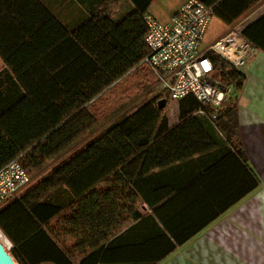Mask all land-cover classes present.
Here are the masks:
<instances>
[{"label":"trees","instance_id":"16d2710c","mask_svg":"<svg viewBox=\"0 0 264 264\" xmlns=\"http://www.w3.org/2000/svg\"><path fill=\"white\" fill-rule=\"evenodd\" d=\"M77 1L87 11L86 17L69 28L40 0H0V58L4 64L0 69V168L17 159L29 176L46 169L0 207V230L10 241L8 251L17 264H29L17 244L40 236L49 245V259L71 264L43 224L113 175H119L148 204V148L160 138H169L167 102L159 108L156 95L119 113L89 136L97 127L92 102L105 91L134 74L139 76L137 94L155 83L154 74L142 61L148 54L143 14L151 0H130L133 8L119 19H114L119 0ZM203 1L225 24L262 2ZM237 29L264 51V13L253 15ZM211 58L216 78L231 86L230 92L214 118L211 108L193 95L179 99L177 117L182 123L177 129L193 121L210 124L245 159L238 134L236 91L245 74L219 55ZM201 107L205 115L196 116ZM179 132L187 140L185 131ZM140 217L135 209L132 218ZM2 238L0 233L4 243ZM114 241L104 245V258ZM101 253L102 247L78 264L91 259L95 264Z\"/></svg>","mask_w":264,"mask_h":264},{"label":"crops","instance_id":"0c3cea01","mask_svg":"<svg viewBox=\"0 0 264 264\" xmlns=\"http://www.w3.org/2000/svg\"><path fill=\"white\" fill-rule=\"evenodd\" d=\"M40 1L69 28L86 17L77 0ZM183 2L151 0L147 12L168 21ZM259 4L255 15L264 13ZM132 8L130 0H119L114 19ZM244 74L237 120L245 159L210 124L177 129L176 105L175 116L167 114L169 138L148 148V204L113 175L43 224L71 264L100 247L95 264H264V51L258 49ZM135 209L141 222L132 218ZM27 241L16 249L29 264L58 263L48 258L44 237Z\"/></svg>","mask_w":264,"mask_h":264},{"label":"built area","instance_id":"2783aa9c","mask_svg":"<svg viewBox=\"0 0 264 264\" xmlns=\"http://www.w3.org/2000/svg\"><path fill=\"white\" fill-rule=\"evenodd\" d=\"M212 16L211 7L203 0H184L168 21H160L149 12L144 13L143 20L147 28L144 40L148 54L142 61L154 74L155 83L150 92L156 95L158 101L164 99L167 104L177 103L182 97L191 94L202 105L211 108L210 115L214 118L231 86L216 78L211 55L227 58L236 66L243 63L241 58L246 52L255 54L258 48L238 31L239 22L231 31L235 38L232 44L238 54L236 61L223 50L231 39L228 41L223 37L201 47V40ZM238 38L242 42L239 43ZM196 113L205 115L206 111L201 107ZM30 181L31 177L17 159L1 167L0 207L24 190ZM6 241L7 246L3 244L9 249L11 243L8 239Z\"/></svg>","mask_w":264,"mask_h":264},{"label":"rangeland","instance_id":"374dc122","mask_svg":"<svg viewBox=\"0 0 264 264\" xmlns=\"http://www.w3.org/2000/svg\"><path fill=\"white\" fill-rule=\"evenodd\" d=\"M157 1H159V3H162L161 0H157ZM165 2H167V0H163L162 5ZM258 5L260 4H257L247 14H244L242 17L238 18L232 24H225L217 17L212 16L207 26L205 35L203 39L201 40V43H200L201 47H205L207 44L212 43L215 40L221 39L223 37L227 38V40L231 39L230 43L232 46H234L232 43L234 42L235 38L231 35L232 27L236 25L238 22L240 25L241 23L245 22L250 17H253V15H255L254 12L257 11V9L259 8ZM262 5H264V0H262L261 6ZM151 14L153 15V13ZM164 14H167V13H163L162 15L164 16ZM156 18L160 21H163L161 17L159 18L156 17ZM245 51H246V47H245ZM254 57H255V54H252L251 51H249V52H246L245 55L241 58V62H243L241 64H238L235 66V64H232L229 60L228 61L231 63L233 67L237 68L239 71L244 73L247 67V64ZM223 59L227 60V58H223ZM1 66H2V63L0 61V67ZM138 79H139V76H136L135 74L130 77H127L121 80L120 82H118L117 84H115L109 90L105 91L101 96H99L95 101L92 102L91 110L93 111L97 119V127H96L95 132H93L89 136L96 135L108 122L112 121L116 117V115H118L119 113L123 111H128L132 109L133 107H135L136 105L140 104L141 102L155 96L153 93L150 92V86L144 92L137 94L138 92L136 89V82L138 81ZM148 89H149V92H148ZM239 90L240 89L236 90L237 96H238ZM231 93H232V90H231ZM237 103H238V99H237ZM176 105L177 103L172 102V103L167 104L166 106V115L168 114L170 118L172 116H175L176 114ZM79 145L81 144L79 143L76 146L78 147ZM49 166L50 165H47L46 168H48ZM45 171L46 169L42 171H37L35 173L34 172L31 173L30 174L31 181L29 185H32L34 181H36V179H38ZM1 235L3 236V238H5V241H6L7 238L2 233ZM5 241H4V244L5 246H7V241L6 242Z\"/></svg>","mask_w":264,"mask_h":264},{"label":"water","instance_id":"95a60500","mask_svg":"<svg viewBox=\"0 0 264 264\" xmlns=\"http://www.w3.org/2000/svg\"><path fill=\"white\" fill-rule=\"evenodd\" d=\"M165 105V100L160 99L158 101V107L162 108ZM0 264H16L8 249L0 241Z\"/></svg>","mask_w":264,"mask_h":264},{"label":"bare ground","instance_id":"6f19581e","mask_svg":"<svg viewBox=\"0 0 264 264\" xmlns=\"http://www.w3.org/2000/svg\"><path fill=\"white\" fill-rule=\"evenodd\" d=\"M229 41V40H228ZM237 41L240 43L242 40L240 38L237 39ZM223 50L228 54V56L232 59H237L238 54L235 53L234 46L231 45L230 41L228 45L224 46Z\"/></svg>","mask_w":264,"mask_h":264}]
</instances>
